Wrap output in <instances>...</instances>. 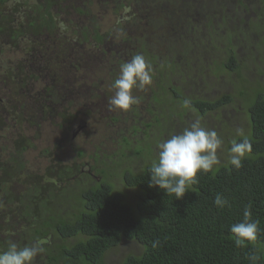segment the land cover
<instances>
[{"label": "trees", "instance_id": "trees-1", "mask_svg": "<svg viewBox=\"0 0 264 264\" xmlns=\"http://www.w3.org/2000/svg\"><path fill=\"white\" fill-rule=\"evenodd\" d=\"M150 1L159 12L147 19V25L155 23L156 16H163L166 22L175 21L177 11L170 7L178 0ZM253 4L256 6L257 1ZM187 13L190 24L195 16L191 7ZM198 13L199 21L204 22L205 28L213 35L216 24L212 22V13H204L205 17L201 11ZM221 24L217 22L218 26ZM253 27L256 36L262 33L264 43V19ZM231 28H234L232 33L237 32L244 42L246 36L242 35V23L231 24ZM136 38L145 49L134 55L143 54L151 64L154 82L137 91L136 96L141 98L143 106H132L130 114L137 122L138 110L142 108L146 116L138 124L119 126L116 133L102 126L100 131L111 140L117 135L123 147L135 145L133 152L143 160L139 170L108 171L103 163L97 167L100 156L108 157L116 152L105 154L101 148L94 147L89 153L79 149V156H85L78 159L90 157L94 161L87 164L88 171L83 173L79 171L83 162L75 163L73 159L60 160L63 165L58 161L60 171L53 175L47 166L42 173L23 171L25 184L34 185L24 187L21 196L18 192L22 190L7 191L6 201L0 206V250H5L9 241L20 246L39 243L45 252L36 257L34 264H106V252L124 239L138 243L141 252L125 255L120 264H253L249 259L253 254L259 257L255 264H264V93L256 88L259 85L255 86L245 76L251 70L250 62L239 60L231 45L232 40L228 38L224 41L226 48L220 50L223 58L216 63V69L233 75V90L214 96L198 93L191 96L192 86L186 83L191 76L182 77V62L189 65L193 56L196 58L191 49L197 44L183 39L181 45L165 44L163 41L169 40L168 34L157 35L156 42L164 47L161 51L165 53L171 49L167 56L166 53H157L156 46L150 45L143 37ZM211 44L213 48L214 44ZM176 57L180 58L178 62ZM176 67L177 71L181 68L178 72L184 83L180 85L171 80V71ZM185 99L190 101L187 107L184 106ZM232 104L243 110L244 124L240 128L252 144L251 152L242 160V167L236 169L228 163L231 142L242 137L237 132L227 136L221 134L227 155L212 171L198 173L197 183L181 199H176L174 194L167 195L158 187H150L149 169L158 154L153 145L163 137L167 128L182 122L185 116L202 118ZM185 127L183 122V129ZM133 129L135 132L131 133ZM138 130L140 138H134L133 134ZM9 170L8 177L15 178L16 174ZM51 176L62 185L50 182ZM217 194L227 198L230 206L223 209L215 206ZM249 205L251 218L259 221L257 240L236 247L230 226L243 220V211ZM7 209L17 218L14 223L18 229L11 226L13 217H6ZM13 234L18 237L13 239ZM154 241H159L155 248L152 247Z\"/></svg>", "mask_w": 264, "mask_h": 264}, {"label": "flooded vegetation", "instance_id": "flooded-vegetation-1", "mask_svg": "<svg viewBox=\"0 0 264 264\" xmlns=\"http://www.w3.org/2000/svg\"><path fill=\"white\" fill-rule=\"evenodd\" d=\"M73 1L0 0V206L3 201H6L8 190L16 192L22 190L18 192L21 196L24 187L30 185L25 184L23 171L32 174L42 173L47 166L53 175L60 171L56 164L58 161L63 165L61 161L75 160L85 156L78 154L79 149L88 150L85 143L76 145L69 142L74 141L73 138L79 129L83 134L88 124L91 126L95 122L98 123L91 118V110L98 105V95L107 98L113 95L108 88L119 75L120 64L118 69V63L129 61L135 52L140 53L145 49L137 41L136 35L123 36L126 28L133 25L139 26L142 16L150 19L155 12H159L152 7L150 0H110L111 15L114 19L111 30L116 28L122 31L117 42L115 35H109V32L105 30L101 31L97 25H86V22L81 21L76 28L71 13ZM80 1V5L74 6L75 14L87 16L90 12L87 9L90 0ZM196 1L201 8L206 6L208 12L212 13V22L215 24H217L216 20L222 23L224 19H228L226 12H231V7L233 9L241 7V13L237 17L234 15L233 18L236 19L237 25L242 23L244 36H246L249 21L254 26L255 23L264 19V0H256L257 6L247 4L245 0ZM197 10L199 9L195 10L196 13L199 12ZM222 13L224 14L221 18ZM203 16L205 17L204 14ZM61 21L67 25L66 31H61L59 27ZM232 31L224 29L222 34L216 37L224 41L228 38L235 40L236 35L239 38V34L237 32L233 34ZM61 33L66 38H72V34L75 35L74 42L71 45L67 42L61 43L58 38ZM181 37L177 35L179 45L182 44ZM102 56L103 63L106 62L105 67L98 71L96 69L92 75L90 69H86L88 62L100 60ZM179 59L176 57L175 61ZM106 72H109L108 78L99 79L98 77L95 80L96 73L103 75ZM72 77L76 78L78 85L70 100L67 83ZM59 80L64 81L62 89L66 95L65 93L60 95L59 88L54 84ZM137 91L134 90V95L138 94ZM72 104L76 108L72 107L70 110ZM139 104L143 106L142 103ZM27 108L33 109L32 114H27ZM111 111L106 120L99 123L107 130L115 128V132H118L119 126L125 123L131 125L135 122L131 117L130 109ZM138 111L139 116L135 124L146 116L142 108ZM100 115L102 116V113ZM47 119V125L52 127L50 134L49 127L43 126V121ZM100 119L103 120V118ZM131 120L132 123L128 122ZM38 121L40 128L34 134L27 133L31 125H37ZM7 131L11 132L10 137L5 135ZM95 132L99 134L97 129ZM133 132H135L134 129L131 133ZM33 139H40V143H43L37 157L38 162L28 153ZM108 139L111 140V137ZM115 140L118 141L117 135ZM66 142L69 145L70 155L64 154L67 150L62 149ZM94 147L103 148L104 146L93 144ZM81 162L83 164L80 165V173L88 171L87 162ZM75 163L79 162L75 160ZM7 169L14 172L16 177L9 178ZM50 182L62 185V182L53 176ZM31 184L30 186L33 187L34 184ZM7 211L8 209L6 213ZM9 216L13 217L11 222L17 220L10 211L6 217Z\"/></svg>", "mask_w": 264, "mask_h": 264}, {"label": "rangeland", "instance_id": "rangeland-1", "mask_svg": "<svg viewBox=\"0 0 264 264\" xmlns=\"http://www.w3.org/2000/svg\"><path fill=\"white\" fill-rule=\"evenodd\" d=\"M255 0H245L247 4L254 5L253 2ZM110 0H90L88 3V10L90 11L87 16H78L75 14L76 10L74 11V6L80 5L81 1L80 0H74L72 3V19L75 22L76 28L79 26V23L81 21L86 22V25H97V27L102 31L105 30L107 33L109 32V35H115L117 38V42H119V36L122 34V31H118V29L114 28L111 30V27L113 26L112 21L113 15H111V3H109ZM187 3V4H186ZM186 4V5H185ZM257 6V5H256ZM152 7L155 8V5L152 3ZM192 8V15L194 16V19L192 20V23H188L187 18H188V9ZM170 8L175 9L176 12V19L173 23L166 22L162 16H156L154 17L156 20L155 23H150L147 25V19L145 16H142L140 20L142 21L139 26H130L126 28L125 34L123 36H139V35H144L142 36L144 40L150 43V45L156 46L155 50L159 54H165L169 55L171 52V49H168L167 51L162 52L161 49L164 47H161L158 45L159 41L156 42L157 40V35L160 36L162 34V37L165 36V34H168V39H164L163 42L172 44V43H177V34L176 32L180 33L182 35L183 40H192L195 45L197 44V47L191 49L194 54L196 55V58L193 56L194 60L189 61V65L184 64L182 62V77L186 78L187 76H191V79L186 80V83L189 82L192 86L191 90L189 93H191V96L193 94H201L205 96H214L218 95L220 92H227V91H232L233 86H232V80H233V75L228 74L227 72L220 71L216 69V63H219L222 60V50L226 45L224 44V40L216 37L222 34L224 29H231L234 30V28H231V24L236 23V19L233 18L235 15L236 17L238 16L239 13H241V7H237L236 9H233L231 7L230 11L231 12H226L228 19L224 20L220 26L217 24L214 26V34L211 35L210 30L205 28L204 22H200L198 17L199 13H196V9H199V11L203 12H208L207 7L205 6L204 8H201L199 3L196 0H178V3H175V5H172ZM205 9V10H203ZM149 10V8H147ZM201 12L203 15L204 13ZM91 15V17H90ZM191 15V16H192ZM190 16V17H191ZM218 17V14H216ZM78 18V20H77ZM78 21V23H77ZM218 23L221 21L216 20ZM77 23V24H76ZM83 23V24H84ZM82 24V25H83ZM68 26H70V23H68ZM190 29V31H188ZM254 27L249 21L247 24L246 28V38L245 41L243 42L240 40V38L235 39L232 38L231 45L233 49L235 50V53L239 60L241 61H248L250 62V71H248V74L246 73L245 76L247 79L255 83V86L259 85L263 93H264V43L262 41L261 35L262 33L260 32L258 36H256L254 33ZM68 33V32H67ZM147 33V35H145ZM216 37V38H215ZM61 43L67 42L68 45H71L74 42L75 35L72 34V38H66L63 33L58 37ZM121 42V41H120ZM214 44V47L212 48V44ZM185 45V44H184ZM226 48V47H225ZM251 51V52H250ZM163 55V56H165ZM170 57V56H169ZM254 59V60H253ZM178 62V61H176ZM123 62L118 63V69H119V64L121 65ZM106 62L103 63V56L101 57L100 60L96 61H89L86 69H90V71L93 73L97 69L100 70L105 67ZM207 67V68H206ZM92 68V69H91ZM209 68V69H208ZM85 69V70H86ZM181 69V68H180ZM180 69L178 71H180ZM166 70V69H165ZM177 71V67L175 68V71H172L171 73V80L175 83L180 85L183 82V79L180 78V74ZM263 73L262 75H256V73ZM108 73L106 72L103 75H98L96 73L95 75V80L104 77L108 78ZM157 78V76L155 77ZM158 79V78H157ZM56 87L59 88L60 92L59 94H64L65 91L62 89V85L64 84L63 80H59L54 83ZM68 91L70 93V100L72 99V94L74 90L76 89V86L78 85V82L75 77H72L68 83ZM190 86V85H189ZM108 90L114 94V90L109 87ZM135 93V92H134ZM66 95V93H65ZM24 96V95H22ZM109 97L107 98L106 96L103 95H98L97 98V107H93V110H91V118L94 119L95 121H98V123H93L91 126L88 124L87 130L85 133H81V129L77 131V134L74 136V141H70L69 143H73L76 145H82L85 143L88 147V153L92 151L93 149V144H102L104 146L101 148L102 152L105 154H111L112 152H116L115 154L111 156H100L97 160V167L105 165L107 167L108 171L115 170L118 172V169L121 170L123 168H129L132 171L139 170L138 167L141 164L142 159H139V155L134 153V149L136 148L135 145H130L123 147L120 142L118 141H112L106 138L107 136H104L101 134V124L106 120L108 117V114H111V110L109 109L108 105ZM33 106V105H32ZM34 107V106H33ZM76 108L75 106L70 107L71 108ZM33 109L32 108H27L26 112L27 114H32ZM243 110L237 105V104H232L228 105L225 108L221 109V111L214 112L213 114H206L204 117L200 118L201 123L205 128L208 129H214L218 132V134L221 137V134L223 135H231L235 132H237V129H243L240 128L244 122H242L244 118V113L242 112ZM102 113V116L100 115ZM100 118H103L101 120ZM185 120L181 119L182 122L172 124L170 125L169 128H167L166 133L163 135L162 138H159L158 142L167 139L170 134L173 133H179L183 130V122L186 123V127L190 124V122L195 121L197 118L196 116H192L191 118L184 117ZM132 123L133 121H128ZM48 124V119L43 121V126ZM40 122L38 121L37 125H31V128L28 129L27 133L29 134H34L37 129L40 128ZM49 127L48 132L49 134L51 133L52 127L47 125ZM46 127V128H47ZM45 128V129H46ZM44 129V130H45ZM95 129L98 130V133L102 136H99L95 132ZM27 130V129H26ZM25 130V131H26ZM113 133L115 132V128L112 129ZM44 133V132H43ZM42 133V135H43ZM106 133V132H105ZM6 136L10 137L12 134L10 131H7L5 133ZM54 135H52L53 137ZM134 138H140V131L138 130L137 133L133 134ZM31 142V140H30ZM40 139H33L30 145V150L28 151L29 156L31 158H35L36 161H39L38 154L43 147V143H40ZM157 142V143H158ZM156 144L153 145L155 150H157ZM69 145L68 142L64 143L62 146L63 150H67V152H64L66 155H70L69 153ZM123 152H120V151ZM227 155L224 146H222L221 149L218 150V156L220 158V163L222 162V159ZM83 159L87 162L88 165H91L94 163L93 159L90 157H85L82 159H75L77 162L83 161ZM139 162V163H138ZM103 163V164H101ZM144 163V162H143ZM219 163V164H220ZM1 219V218H0ZM12 227L15 226L16 229H18V225L13 222L11 224ZM19 236H21L19 234ZM18 237L17 234H13L12 238L16 239ZM141 252V246L136 243L135 241H128L122 239V241L113 249L109 250L105 254V262L106 264H120L122 257H124L127 254H138Z\"/></svg>", "mask_w": 264, "mask_h": 264}, {"label": "clouds", "instance_id": "clouds-1", "mask_svg": "<svg viewBox=\"0 0 264 264\" xmlns=\"http://www.w3.org/2000/svg\"><path fill=\"white\" fill-rule=\"evenodd\" d=\"M61 31L67 30L62 21L59 24ZM152 66L143 54L134 55L129 61L120 65L118 77L113 81L111 88L114 94L109 98L110 110L128 111L138 105L141 98L134 95V90H144L152 83ZM190 105L188 99L184 106ZM237 135L242 138L231 142L228 163L239 169L246 153L252 150L251 141L244 135L242 129H237ZM223 146V140L214 129L205 128L201 119L197 118L179 133L170 134L167 139L157 143V157L152 161L150 172V187H158L167 195H175L181 199L195 183L198 173H207L220 163L218 150ZM214 204L220 209L229 205L227 198L217 194ZM251 206L243 211V220L230 226L236 247H244L247 243L257 240L259 221L252 218ZM159 241H154L155 248ZM45 249L39 244L20 246L9 241L5 250H0V264H34L36 257L44 253ZM253 264L259 257L253 254L249 257Z\"/></svg>", "mask_w": 264, "mask_h": 264}]
</instances>
